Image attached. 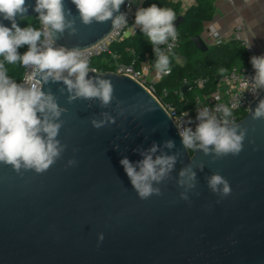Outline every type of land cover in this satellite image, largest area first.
Here are the masks:
<instances>
[{
	"label": "water",
	"instance_id": "95a60500",
	"mask_svg": "<svg viewBox=\"0 0 264 264\" xmlns=\"http://www.w3.org/2000/svg\"><path fill=\"white\" fill-rule=\"evenodd\" d=\"M26 2L32 7L16 22L37 15L35 0ZM64 4L77 31L66 30L55 41L60 46L84 50L113 30L111 20L83 24L71 0ZM192 41L198 50H209L200 35ZM88 77L112 83L109 105L69 102L62 83L43 85L65 109L57 139L67 147L60 160L41 174H18L0 163V264H264V119L252 118L264 90L235 122L247 129L243 150L217 159L186 150L168 111L133 78L111 71H89ZM104 113L111 121L96 129L91 121L104 119ZM169 140L171 149L164 147ZM153 143L160 148L156 155L178 158L169 176L153 184L162 194L142 200L120 160L142 159L140 151ZM72 159L75 166L68 164ZM187 166L196 174L194 188L178 184ZM213 174L229 182L231 195L211 191Z\"/></svg>",
	"mask_w": 264,
	"mask_h": 264
},
{
	"label": "clouds",
	"instance_id": "9594fccd",
	"mask_svg": "<svg viewBox=\"0 0 264 264\" xmlns=\"http://www.w3.org/2000/svg\"><path fill=\"white\" fill-rule=\"evenodd\" d=\"M131 2L127 0L129 5ZM71 3L85 25L111 20L115 28H128L124 32L125 37L135 33L138 28L153 47L157 76L170 73L169 57L159 46L167 44L171 48L172 44L168 41L177 39L173 9L155 3L139 7L135 12L134 24L129 26L127 13L120 12L126 0H71ZM29 7L32 6L26 0H0V18L11 22V27L0 22V163L10 165L18 174L22 169L41 174L62 158L67 147L57 139L63 124L60 117L65 109L59 106L51 91L44 90L43 85L60 82L66 86L69 102L78 98L97 99L101 106L110 104L114 88L109 80L88 77L89 61L79 48L56 46L55 41L66 30L69 35L77 31L75 18H68L72 16V11L65 7L64 0H35L33 10L41 29L30 25L21 28L17 24L16 17L26 14ZM24 46L27 50L21 54L19 49ZM250 63L255 74L250 78L244 77L242 87L247 89L250 81L256 91L264 90V54L253 55ZM17 64L30 70L24 83H18L8 74L6 65ZM223 71L221 69V73ZM215 111L222 112L224 117L233 115L232 108L228 106L217 105ZM103 115L104 119L91 121L96 129L111 121L107 113ZM252 118L264 119V99L259 100ZM196 120L199 123L195 130L177 125L186 150H199L206 155L214 153L217 159L229 154L238 156L243 150L247 129L241 128L234 120L229 126L227 119L218 120L208 107L198 108ZM164 147L171 149L174 142L166 141ZM159 151V146L153 143L150 148L140 151L142 159L132 162L124 157L120 160L131 185L142 200L162 194L153 184L166 179L177 162L178 154L156 155ZM77 163L75 159L68 161L70 166ZM179 176V185L195 187L196 174L191 166L182 169ZM208 186L212 192H219L224 197L231 195L229 182L220 174L210 176ZM180 196L188 200L185 192H181ZM103 239V234H99L98 240L102 242Z\"/></svg>",
	"mask_w": 264,
	"mask_h": 264
},
{
	"label": "built area",
	"instance_id": "2783aa9c",
	"mask_svg": "<svg viewBox=\"0 0 264 264\" xmlns=\"http://www.w3.org/2000/svg\"><path fill=\"white\" fill-rule=\"evenodd\" d=\"M144 1L145 0H132L131 4L129 5L126 0V3L123 5L122 12L127 13V22L129 26L134 24L135 12L139 7H142ZM41 28L42 26L40 24V29ZM137 30L138 28L136 29V32ZM125 31H128L127 27H114L111 33L103 40L89 48L81 50L82 55L89 61V71L102 72L99 70L98 66L93 65V62L102 59L104 56H108L109 59H107V62L109 69L106 71L123 74L133 78L160 101L156 95L157 84L170 73L163 75L162 77H158L154 68L155 62L150 58H146L144 61H142L139 67L137 66L138 59H133L129 64L123 62L121 60V55L118 52L112 51L111 47L115 43H119L123 39L136 33H131L129 36L125 37ZM205 31L207 33L210 46H220L226 43V40L213 25H209ZM168 43L172 44L171 48H169L167 44L160 45L159 47L168 57L173 56L177 63L184 65L186 63V58L179 52L178 37L176 41L173 42L169 40ZM249 43L250 42L248 39H243L240 41V44L243 47L247 57V65L241 68H232L218 80L214 90L210 91L209 93L200 92V90H204L205 86L207 85L206 79H196L193 82H188L185 80L183 87L187 86L186 91L184 92L182 87L176 92L183 104V109L178 110L177 107L171 103H166L165 105L162 104L171 116L178 131L180 128H178L177 125H180L182 128L191 127L193 130H195V127L199 123L196 120L198 108L202 109L204 107H208L210 112L216 115L218 120L227 119L229 123H232L233 120L234 122L239 121L248 113L251 104L258 99L263 91H256L250 81L248 82L247 89L242 87V84L245 82L244 77L250 78L255 74V71L250 63V57L253 55L258 56L256 49L251 43V46L248 47ZM55 44L56 46H60L56 42ZM29 71L30 70L28 68L23 67V74L20 83H24L27 80ZM186 92L193 93L192 101L186 97ZM162 95L167 96L168 91L163 89ZM217 105L228 106L232 108L233 115L230 117H224L222 112L215 111ZM233 105H235V107H233Z\"/></svg>",
	"mask_w": 264,
	"mask_h": 264
},
{
	"label": "trees",
	"instance_id": "16d2710c",
	"mask_svg": "<svg viewBox=\"0 0 264 264\" xmlns=\"http://www.w3.org/2000/svg\"><path fill=\"white\" fill-rule=\"evenodd\" d=\"M153 3L160 7L173 9L176 20L182 17L176 30L179 52L186 58V63L181 65L174 60L173 56L169 57L170 74L157 84L156 95L162 104L171 103L178 110H182L183 104L176 92L183 87L185 80L193 82L196 79H206L207 85L200 92L209 93L216 88L218 80L232 68H241L247 65V57L240 41H228L220 46H209V50L205 52L198 50L193 43L192 38L201 35L205 25L214 17V8L210 0H198L194 6L185 12L182 11L180 3L174 0H145L142 7H148ZM17 24L21 28L30 25L40 29L37 15L22 19ZM111 48L112 51L121 55V60L125 63L129 64L133 59H138V67L146 58H150L154 62L156 59L152 45L139 29L134 35L115 43ZM26 50L27 47L24 46L19 49V52L22 54ZM107 59H109L108 56H104L102 59L94 61L93 65L98 66L99 70L104 72L109 69ZM23 67L20 64L6 65L9 76L18 83L21 81ZM221 69L224 70L223 73H221ZM163 89L168 91L167 96L162 95ZM185 95L192 101L193 93L186 92ZM190 152L193 154V150Z\"/></svg>",
	"mask_w": 264,
	"mask_h": 264
},
{
	"label": "crops",
	"instance_id": "0c3cea01",
	"mask_svg": "<svg viewBox=\"0 0 264 264\" xmlns=\"http://www.w3.org/2000/svg\"><path fill=\"white\" fill-rule=\"evenodd\" d=\"M185 12L198 0H174ZM214 17L200 35L210 46L205 29L213 25L228 41L248 39L257 54H264V0H210Z\"/></svg>",
	"mask_w": 264,
	"mask_h": 264
}]
</instances>
